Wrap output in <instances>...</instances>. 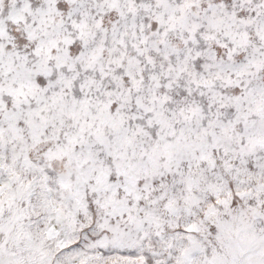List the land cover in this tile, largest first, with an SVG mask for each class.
<instances>
[{
    "label": "snow or ice",
    "instance_id": "obj_1",
    "mask_svg": "<svg viewBox=\"0 0 264 264\" xmlns=\"http://www.w3.org/2000/svg\"><path fill=\"white\" fill-rule=\"evenodd\" d=\"M0 264H264V0H0Z\"/></svg>",
    "mask_w": 264,
    "mask_h": 264
}]
</instances>
